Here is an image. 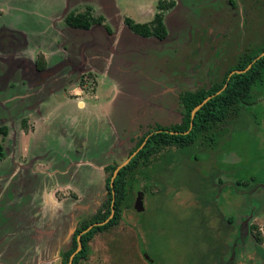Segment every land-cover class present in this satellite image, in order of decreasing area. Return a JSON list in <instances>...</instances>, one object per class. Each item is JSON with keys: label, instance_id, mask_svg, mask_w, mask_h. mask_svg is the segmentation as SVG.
Instances as JSON below:
<instances>
[{"label": "rangeland", "instance_id": "obj_1", "mask_svg": "<svg viewBox=\"0 0 264 264\" xmlns=\"http://www.w3.org/2000/svg\"><path fill=\"white\" fill-rule=\"evenodd\" d=\"M114 1L0 0V54L22 51L24 58L35 59L40 49L47 50L50 46L54 47L53 50L56 49L54 41L56 37H60L56 32L63 30L77 46L74 54L80 55L79 47L83 37L88 39L91 31L79 34L78 38V34L73 36L63 22L64 16L71 9L77 8V11L82 12L86 6H91L95 9V16L106 18L114 12L109 6ZM158 1L160 0H118V16H127L142 23L141 21L151 19L147 6H152V10L156 12ZM191 1L197 3L196 7L201 4L200 8L189 11L185 6L186 0H182L179 12H165L164 23L168 39L174 41L162 44V50L155 49L153 53L149 51V54L146 51L144 56L134 57L138 67L128 71L129 75L142 71L133 78L138 84L139 96L147 97L152 92L158 93V97L145 98L142 102L138 99L130 101L126 95L119 93L108 121L105 120L103 124L95 122L89 134H85L73 118L67 122L57 120L51 126L49 135L44 137L43 143L34 144L37 158L44 162L50 159L57 164L56 167L60 169L55 176L57 182L69 185L56 188L48 182L38 189L40 194L48 190L49 194H54V198L46 196L47 205L43 207V211L38 209L44 205L42 197L32 198L33 207L21 213L25 225L31 228L27 230L29 235L23 237V241L19 240V250L15 246V238L3 237L5 233L17 230L12 225L14 216L9 213L18 214L20 211L10 205L16 199L15 196L10 199L7 196L11 189L16 188L12 185L10 188L0 187V263L2 258L11 256L8 264H61L60 254L69 246L68 241L77 218L92 216L107 198L104 186L106 174L99 167L126 159L134 145L128 137L134 136L139 126L147 125L142 123L152 121L169 126L179 120V109L175 101L177 98L172 95L174 84H191L194 80V66V72L199 74L206 65L204 57H187L194 45L189 44L190 36L185 42L189 34L186 27L196 30L202 19L207 27L216 22L222 24L226 19L225 8L230 3H237V8L242 12L239 0H206L200 4L199 0ZM241 1L243 6L248 3L247 0ZM256 1L260 3L263 0ZM189 2L190 0L188 4ZM256 9L261 15L255 18L257 14H254L248 20L245 16L244 20L247 22L244 25L241 24L242 18L235 16V20L230 21L231 24L228 22L220 28L224 33L229 31V34L215 43L218 48L214 53V61H218L217 68L223 65L221 69H224L233 65L242 52L255 53L264 46V9ZM109 25L114 26L113 23ZM15 29L23 31L26 36L19 37ZM217 33L216 31L215 35ZM210 39L212 38H203L205 43ZM191 41L194 43V38ZM8 43L14 44V48ZM71 46L72 44L65 46L69 53L72 52ZM246 48L247 51H244ZM194 52L196 49L192 53ZM56 57L57 55L52 59L56 61ZM16 71L0 60V125L6 121L11 130L19 126L20 120L19 117L14 118L15 114L19 115L23 111H16L13 106L24 105V101L14 100L15 95L23 93L19 84H16L20 82V75L17 76ZM102 74L97 73L98 84L95 87L99 100L105 102L112 95L110 83H115L119 88L123 84L121 85V78L118 76L104 78ZM13 84L15 85L12 87ZM123 88L129 93L126 85L121 87L122 91ZM28 103L31 105L33 100L26 104ZM68 113L71 114V110ZM79 122H82L81 118ZM111 124L115 126L118 137L127 138H118L113 149L109 150L115 140ZM222 127L223 131L215 139L208 138L184 148L171 147L153 154L149 167L140 171L137 176L138 182L134 189L136 192L140 187L145 191L144 211L137 213L133 209L134 197L139 191L134 192L133 198L122 210L119 223L92 238L88 257L80 264H145L141 258V250H144L142 255H147L152 264H223L230 251L234 252L232 264H264V71L261 79L252 86L249 99L242 105L239 115ZM83 138L88 140V148L76 152L75 146L83 144ZM2 142L9 158L13 155L17 157V141H13V134L7 135ZM107 150L108 154L105 153ZM84 162L86 164H82ZM2 164L7 167L10 162L5 160ZM0 172L4 174L3 171ZM197 184L199 188L196 187ZM74 187L79 189L82 196L78 201L73 200L71 195ZM1 192L4 194L1 195ZM65 198L70 200L60 204ZM19 202L28 205L20 197L17 198V206ZM74 205L79 209L71 217L69 212ZM201 209L202 213L199 215L197 211ZM83 210L88 211L85 213ZM43 218L47 220L41 225ZM201 220L210 237L207 236L206 244L198 226ZM60 221L64 224L55 230L54 227ZM243 225H247L249 229L246 231ZM36 229L47 233L39 246L34 241L37 237ZM49 233L53 234L48 235ZM255 237H261L262 242H257Z\"/></svg>", "mask_w": 264, "mask_h": 264}, {"label": "flooded vegetation", "instance_id": "obj_2", "mask_svg": "<svg viewBox=\"0 0 264 264\" xmlns=\"http://www.w3.org/2000/svg\"><path fill=\"white\" fill-rule=\"evenodd\" d=\"M115 1L117 3V0H115ZM188 1L189 0H186L185 6H187L186 8L189 11H193L194 9L200 8V6H201L200 3L206 2V0H199L200 5L196 7L197 3L195 4V2H192L190 0V2L188 4ZM159 2H162V4H165V5L172 2L173 7L168 8L167 10H159V8H158ZM247 2L248 3H244L245 6H243L242 1L239 0L240 5H242V12H241V10H239L237 8V3L236 4L230 3L227 6L228 8H225L226 19L224 20V22L222 24L221 23L219 24L218 22H216L211 27L210 26L207 27L205 25L203 19H202L198 23L199 26L196 28V30H193L189 26L186 27L189 34L186 36L185 42L189 39V36L191 37V40L193 38L195 40L194 43H192L191 40L189 42L190 45H192V44L194 45V48L187 55V57L188 56L193 57L194 55H197L200 59H202L204 57L203 61H204V64L206 63V65H204V67L202 68V72H199V74L197 72H194V69L196 70V66H194V69L192 70V74H194L193 75L194 80L193 81L190 80L191 84H188L187 86H182L180 84H174L175 88L172 89V91H174V93L173 94L169 93V94H172L175 98H177V100H175V101H176L177 107L179 109L178 110L179 113H177L179 120H177V122H175L174 124L180 123L181 117H182L181 107H180V102H179V94L184 92V91H194L198 88L208 86L210 81L212 80L213 72L216 70L217 64H218V61H214V58H215L214 53L216 51H218L217 50L218 48L215 47V46H217V45H215V43H218V41H220L222 37H226L229 34V31L227 33H224V32H222V30L220 28H223L224 26H226L228 22H229L228 24H231L230 21L235 20V18L237 16H239V18H242L241 24L244 25L247 22L248 18H251L254 14H257V16L255 18H257L261 15V13H258L256 8L262 7L264 9V7H263L264 6V0L261 1L260 3L259 2L256 3L257 2L256 0H247ZM112 4H114V3H112ZM112 4H109V6L111 7ZM104 6L106 7L107 5H104ZM181 7H182V0H160L157 2L156 12L154 13L153 17L157 13H162L163 14V24L165 26V23H164L165 12L173 11V14H175V13L179 12ZM240 8H241V6H240ZM80 9H83V7H81ZM112 9L114 10V12L107 15L106 18H104L103 16H100V15L95 16L94 15L95 9L91 6H86V8H84L82 12L77 11V10H79L77 8L71 9V11L66 16H64L63 22L67 26L68 30L71 31L73 36H76L78 34V36H77V38H78L79 34L87 33V32L91 31V35L88 37V39H85L86 36L83 37L84 40L82 41V43L79 47L80 48V55L74 54V51L77 49V46L71 39H69L66 36V33H65V31L63 32V30H61L60 33L56 32V35L60 36V37H56V39L54 41V44H56V46H57L56 49L53 50L54 49L53 46L48 47L47 50L40 49V51L37 53L38 55L35 57V59L24 58L21 55L22 51H19V52L17 51L14 54H11V53H9V54L8 53H1L0 54V60L4 63H8L9 68L14 67L17 70L16 71L17 76H18V74L20 75V82L16 83V84H19V87L22 89L23 93L21 95H15L14 100L18 99L19 101H24L23 102L24 105H14L13 106L16 111L23 109V111H21L19 113L20 116L17 114H15V116H14V118L19 117L18 120H20L19 126L17 127V129L14 128L15 130H11L8 126L9 124H7L6 121L0 125V129L4 128L6 130L5 134L0 132V144L3 147V153H4L3 157L0 159V171H3L5 174L4 175L3 173L0 172V187H3V186L9 187L10 185H12L16 188V190L11 189L10 195L7 194V196L9 197L8 199L15 196L14 199L15 198L16 199L10 205H13L15 208H17L18 211H20V212H18V214L11 213V212L9 213L10 215L12 214L14 216L13 217L14 220L12 221V225L15 228H17V230L14 232H7L3 235V237L9 236V238H11V239L15 238L17 241V244H15V246L17 247V250H19V247H20L19 240L23 241V237H25L26 235H29V231H27V230L31 228V227L29 228L28 226L25 225L24 218L22 217L21 213L23 211H26V210L33 207L34 203H32V202L34 201V199H32V197L28 195L30 190L28 191V187L26 186V184L29 183V181H27V179H26V174H27L26 172H28V171H25V169H20L15 175H13V172L15 170V165H13V163H12L13 160H11L9 158V154L3 146L2 139L5 138L7 135H10L11 133L13 135L15 134L16 136L13 137V141L14 142L17 141V143H16L17 146L15 147V149L18 148L17 149L18 151L21 150V148H19L20 141L18 138L20 135L22 136V133L26 135L29 132V130L31 129V126H30L31 123L30 122H31L32 118L39 119L42 116V114L45 113L46 109L55 107L61 101V99L74 98L75 96H74V94H71V92L76 87H80L81 90H83L87 93H91V89L93 88V86L95 87V84H96V82H95L96 76L94 74H91V72L86 67V63H87L86 54H88L89 50H91L92 54L97 55L98 53H103V52H98V51H102L103 47H106L105 49H108V47L110 46V43L113 40L110 36L113 34L112 32H115L118 29L119 22H121V21H122V24H123L125 30H128L130 33H132L134 35H138V34H135L133 31H131L129 28H127V26L125 25L124 19L129 18V17H127V16L123 17L121 20L120 17L118 16L119 8H117V7L115 8V6H114V7H112ZM86 12L90 15V17H92L94 19V22L91 23L88 28L74 27V26H71L69 23L66 22V18L68 15H72L73 17H76L77 15L85 14ZM245 16L247 18L246 22L244 20ZM99 19H100V21L98 22ZM129 19L132 20L131 18H129ZM132 21L134 23H138V22H135L134 20H132ZM150 21L144 22V23H138V24H147ZM109 23H113L114 26H110ZM165 30H166V27H165ZM226 30H228V29H226ZM216 31L218 33L215 35ZM15 32L17 35H20L19 37L26 36V34L23 31L15 29ZM166 32H167V30H166ZM193 32H194V34H193ZM103 34L107 35L108 38H111L110 40L108 39L110 41L109 45L104 44V42H103L104 35ZM138 36L143 37L141 35H138ZM206 37L212 38L213 40L210 39V40H208L207 43H205V40H203V38H206ZM143 38L153 39L157 44L156 46H153V48L154 49H160V50H162L161 49L162 44H166V43L168 44V43L174 41V40L170 41L168 39V32H167L166 38H164L162 40H159L155 37H143ZM218 39H220V40H218ZM52 40H53V38H52ZM88 42H91V44H88ZM8 44L10 46L13 45V48H14V44H11V43H8ZM25 44H26V42H25ZM66 44H72L71 50H70V51H72L71 53L67 52V49L65 48ZM111 45H112V43H111ZM59 46H60V48H59ZM50 49H52V50H50ZM195 49H196V52L192 53ZM244 51H247V48ZM203 54H205L206 56H204ZM55 55H57L56 61H54L52 59ZM83 56L85 57V59L82 61V63H80V61L82 60L81 58ZM188 59H190V58H188ZM203 61L200 62V65L203 63ZM223 61H225V58H223ZM91 62H94V61H91ZM209 66L211 68L208 69ZM21 77H22V79H21ZM14 85L15 84H13L12 87ZM55 98H56V100L59 101L58 103L56 100H54ZM31 100H33V103L31 105H29V103L26 104L27 101H31ZM20 104H22V102ZM33 104H35V105H33ZM69 114L70 113H68V115ZM66 115H67V113H62L60 115L61 117H59V119H57V120H59V121L65 120L67 122L69 119H71V117L66 116ZM83 121H86V120H83ZM78 124L81 126V130L85 134L87 132H88V134L91 132V125H90V129H89L86 127L85 122H81ZM90 124H91V121H90ZM142 124H147V125L139 126V128L136 130L134 136L128 137V139L133 138V137H135V138L140 137L144 133V131L147 129L154 128L156 126H162V125H158V123H153L152 121H147V122H144ZM153 124H157V125H153ZM174 124H172V125H174ZM162 127H168V126H162ZM162 132L170 134L171 131L156 130V131H153L152 133H149L145 137V139L147 138V140H148V138L154 133H162ZM180 133H184V132H180ZM180 133H178L176 135H179ZM187 134H185V135H187ZM122 138L125 140L127 137H121L120 139H122ZM204 139L208 140L207 137H204V138H200L199 140L197 139L196 142H194V143H197L200 140L204 141ZM83 140H85L83 142V144L75 146V148L77 149L76 152H78L82 149L88 148V145L86 144L87 143L86 141H88V140L86 138H83ZM24 143H27V141ZM194 143H192V144H194ZM192 144H189V145H192ZM127 158L128 157H126V159ZM5 160H8L10 162V164L12 165V167L10 165H8L7 167L5 165H3L2 163ZM122 162H120L118 164H121ZM45 163L47 165H49V163L47 161ZM82 164H86V162H84ZM113 164H117V163L111 162V163L104 165L102 167L103 172H104L105 167H107L109 165H113ZM53 166H54V164H53ZM57 170H58V172H60L59 171L60 169L57 168ZM190 170L194 171L191 168H190ZM61 173L63 174L65 172H61ZM105 179H106V177H105ZM196 179H198V176H196ZM6 180H7V183H6ZM24 181H27V182H24ZM58 183H60L63 186L69 185L68 183L67 184L62 183L61 181H58ZM104 184H105V180H104ZM104 186H105V190H106V184ZM109 187H110V182H109ZM196 187L199 188L198 184ZM110 189L112 192L111 187H110ZM137 191H139V192L141 191L143 193V208L141 211H136V210L135 211L137 213H142L144 211V204H145V191L142 190L140 187L137 189ZM107 193H108V191L106 190V196H107ZM3 194L4 193L1 192V195H3ZM71 195H72L73 200H75V201H78L79 198L82 199V196L80 195V191L77 187H74ZM111 195H112V193H111ZM136 195H137V193L135 194V197H134L133 209H134V202H135ZM25 196H27V199L25 198ZM19 197L21 199H23L25 202H27L28 205H24L25 203L23 204L22 202H19V206L20 205L21 206L20 207L17 206L16 201H17V198H19ZM69 200H70V198H65V199L61 200L62 201L61 204H65ZM111 202H112V199H111ZM41 207L42 206H39L38 209H40ZM110 207H111V204H110ZM189 208L193 209L191 206H189ZM78 209L79 208L76 205H74V207H72L70 212H69V216L73 217L74 211H77ZM83 211H85V213H86V211H88V210H83ZM197 212L200 215L202 213V209L200 211L198 210ZM26 214L28 215L27 212H26ZM34 214H37V212H35ZM28 216H26V218ZM45 217H46V215H45ZM90 217L91 216L88 217V215H86V216H82V217L77 218L74 230H73V232L69 238V241H68L69 246H70L71 237L75 233L80 222L87 220ZM27 219H29V217ZM1 220H5V219L1 218ZM45 220H47V219H44V218L41 219V225L46 223ZM62 222L63 221H60L59 223L56 224V227H54L55 230L58 229L59 227H61L62 226L61 224H64ZM93 224H95V223H93ZM28 225H30V223ZM198 226L200 228V231H202V233H203L202 234L203 242H204V244H206L208 241L207 236H208V238H210L209 233L206 231V226L202 225V220H201V224H198ZM243 228L246 229V231L249 229V227L247 225H243ZM100 233H102V232H100ZM51 234H53V233H49L48 235H51ZM238 234L240 236L239 228H238ZM77 236L75 239L76 240V247H77ZM204 236H205V238H204ZM136 239H137V234H136ZM1 241L2 240L0 237V242ZM204 244H202V245H204ZM15 246H14V248H15ZM69 246H68V248H69ZM88 246H89V244H88ZM138 246H139V244H138ZM232 247H234V245H232ZM139 248H140V246H139ZM139 252H140V249H139ZM142 252H144V250H141V252H140L143 262L145 264H152V262L149 260L147 255H145V254L142 255ZM62 253L60 254L61 264H62V259H61ZM233 256H234V252L230 251L226 261L223 264H232ZM10 259H11V256H8L6 258H2L1 259L2 262L0 264H8V261Z\"/></svg>", "mask_w": 264, "mask_h": 264}, {"label": "trees", "instance_id": "obj_3", "mask_svg": "<svg viewBox=\"0 0 264 264\" xmlns=\"http://www.w3.org/2000/svg\"><path fill=\"white\" fill-rule=\"evenodd\" d=\"M173 3L167 5L159 2V10H167L172 8ZM100 19L98 20V22ZM66 22L71 26L79 28H88L94 19L86 12L85 14L73 17L68 15ZM124 23L135 34L143 37H155L159 40L166 38L167 32L163 24V14L157 13L152 20L147 24L134 23L129 18L124 19ZM264 51V46L257 52H244L240 54L233 65H228L224 69L216 68L213 72L212 80L208 86L198 88L194 91H184L179 94V102L181 107V121L168 127L156 126L144 131V133L136 139L130 138V142L134 143L129 150L127 157L134 152L144 141L145 137L156 130H167L171 132H186L189 130L191 112L200 104L205 98L218 92L225 84L224 90L212 97L207 101L195 114L193 118V127L187 135H171L169 133H154L152 134L143 149L129 162L128 165L123 167L113 182V190L115 193L114 217L105 225L94 227L91 231L81 236L82 250L74 257L73 264H80L85 261L89 253V242L92 238L100 232H104L109 228L117 225L121 220L122 210L124 206L133 198L135 192V184L138 182L137 176L140 171L149 167L151 157L153 154H159L163 149L175 147L184 148L189 144L196 142L200 138H214L221 134L222 126L230 120L239 115L242 105L246 104L249 99L252 86L261 79L262 72L264 71V56L252 64L251 68L242 74L228 75L233 70L245 69L260 53ZM225 62V61H224ZM222 62V64L224 63ZM226 64H229L226 60ZM221 64V63H220ZM0 132L5 134L4 128ZM3 147L0 144V159L3 157ZM119 165L113 164L104 168L106 174L105 184L107 198L102 203L101 208L97 210L89 219L80 222L75 233L71 237L69 248L61 255L62 264H67L70 254L76 248V236L93 223H100L104 221L110 214L111 204V189L109 187L110 178L115 167ZM137 187V185H136ZM253 228H256L255 226ZM257 229V228H256ZM257 242H262L261 237H255Z\"/></svg>", "mask_w": 264, "mask_h": 264}, {"label": "crops", "instance_id": "obj_4", "mask_svg": "<svg viewBox=\"0 0 264 264\" xmlns=\"http://www.w3.org/2000/svg\"><path fill=\"white\" fill-rule=\"evenodd\" d=\"M119 8V2L117 0L114 1V4H112L111 7ZM149 10V15L151 19L149 18L147 21H141L142 23L148 22L152 20L154 11L152 10V6H147ZM119 11V10H118ZM123 17L126 16H120V19L122 20ZM137 22V21H135ZM140 23V22H138ZM113 34L110 36L112 40V45L110 43V39L107 35H104V44L110 43V46L108 49H105L106 47H103L102 51L103 53H98L97 55L92 54L91 50H89L88 54H86L87 63L86 67L91 72V74H94L97 76V73H103V77L107 78L108 76H118L121 78V85L125 87V85L128 88L129 93L127 90L124 89V91L121 90V87H117L115 83L111 82V90L112 95L109 100L103 102L99 100L98 95L96 93V87L93 86L91 89V93H87L83 90H81L80 87H76L72 90L71 94H74V98H64L61 99L59 102L57 101V105L53 108L46 109L45 113L42 114V116L39 119L32 118L31 119V129L29 132L25 135L22 133V136H19V148L21 150H17V157L15 155L11 156L10 159L13 160L12 163L15 165V170L13 172V175H15L20 169H25V171H28L26 174V179L29 181L28 184H26L27 187L30 188V191L28 193L29 196L32 198H37V196H41L43 199V204L40 210H44L43 207L47 205V195H50L54 198V194H49L48 190H44L41 192V194L38 192V189L43 187L46 183L50 182L53 185H55L56 188H61V184L57 182L55 179V176L58 173L56 164L54 162H51V160H45L49 163L47 165L43 160L36 157V149L34 148V144L36 143H43V139L45 136L49 135L51 126H53L54 122L61 117L60 115L62 113H67L66 116H70L73 118L77 123L79 122V118L82 119V122L86 123V127L90 129V125L92 128V125L95 124V122H99L103 124L108 121V119L111 116L112 108L114 106V100L117 98V95L119 93H123V95H126V98L130 101H137V99L142 102V99H149L154 97H158V93H152L150 92L147 97H141L139 94H137L138 84L133 79L135 78V75L137 73H141L142 71L139 70L136 72L135 75H129V69L138 67V62L135 60L134 57L136 56H144L146 51H149L153 53L155 49L153 46H156V42L151 38H143L138 35H134L130 33L128 30L124 29V26L122 24V21L119 22L118 29L115 32H112ZM109 39V40H108ZM88 44H91V42H88ZM88 49V48H87ZM82 61L85 59L83 56L81 58ZM94 61V62H91ZM97 86V80L95 81ZM133 83V84H132ZM137 85V86H136ZM126 91V92H125ZM69 110H71V114L68 115ZM75 115V116H74ZM86 120V121H83ZM91 121V124H90ZM111 128L115 135V140L112 144V147L109 149H113V146L117 143L118 134L115 130V127L111 124ZM92 130V129H91ZM16 135L14 134L13 137ZM27 143H24L26 142ZM18 149V148H17ZM107 150L105 153L108 154ZM21 155H20V154ZM104 153V155H105ZM53 161V160H52ZM56 161V160H54ZM124 161V160H123ZM54 164V166H53ZM106 165V164H104ZM104 165H101L99 167L100 170H102V167ZM12 167V165L10 164ZM53 168V169H51ZM103 171V170H102ZM17 176V175H16ZM24 181V182H27ZM48 193V194H47ZM61 204V201H60ZM62 206V205H61ZM41 211V212H42ZM41 228V227H39ZM37 230V237L35 242H37V245H41L43 241V237H46L47 233H44L42 231Z\"/></svg>", "mask_w": 264, "mask_h": 264}, {"label": "water", "instance_id": "obj_5", "mask_svg": "<svg viewBox=\"0 0 264 264\" xmlns=\"http://www.w3.org/2000/svg\"><path fill=\"white\" fill-rule=\"evenodd\" d=\"M264 56V51L262 53H260L255 59H253V61L243 70H233L230 72V74L228 75V79L230 76H232L233 74H242L245 73L248 69L251 68L252 64L255 63L257 60H259L260 58H262ZM226 87V84L215 94L208 96L207 98H205L200 104H198L191 112V122H190V127L189 130L192 129L193 127V118L196 114V112L207 102L209 101L212 97L220 94L224 88ZM188 131L184 132V133H180L182 135L187 134ZM170 134L172 135H176L178 134L177 132H170ZM147 138L142 142V144L134 151L132 152L128 158L126 160H124L121 164H119L118 166H116V168L114 169L111 179H110V187L112 188V202H111V207H110V215L107 217V219H105L104 221L100 222V223H95L92 224L90 226H88L85 230H83L78 236H77V247L75 249V251L69 256V260H68V264H73V259L74 257L82 250V243H81V236L87 232H89L91 229H93L94 227H99V226H103L105 224H107L113 217L115 214V209H114V202H115V193L113 190V182L114 179L117 177L118 172L125 167L126 165L129 164V162L138 154V152L140 150L143 149L144 145L146 144ZM143 208V193L140 191L137 193L136 198H135V202H134V209L136 211H141Z\"/></svg>", "mask_w": 264, "mask_h": 264}]
</instances>
